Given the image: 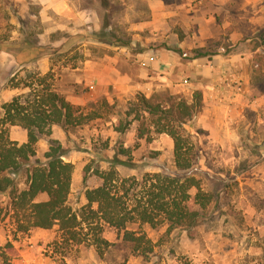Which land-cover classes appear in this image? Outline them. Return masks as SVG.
<instances>
[{"label": "rangeland", "instance_id": "rangeland-1", "mask_svg": "<svg viewBox=\"0 0 264 264\" xmlns=\"http://www.w3.org/2000/svg\"><path fill=\"white\" fill-rule=\"evenodd\" d=\"M37 12L25 0H0V106L25 91L12 87L10 80L15 76L24 82L28 69L41 75L51 73L55 90L78 109V115L86 116L82 125L52 126L50 135L35 145L41 159L50 140H58L66 149L65 160L73 164L68 205L79 211L87 204L83 185L87 165L135 179L133 186L126 184L134 193L130 205L136 197L146 200L157 191L153 185L158 176L174 177L178 185L194 177L213 201L200 209L195 201L198 189L187 191L200 213L191 231L167 221L156 227L138 221L128 225L149 239L151 251L144 255L122 243V232L98 220L92 225L102 230L101 236L118 244L102 246L103 252L92 244L91 235L98 229L89 230L90 240L81 235L77 243L64 241L58 225L30 227L29 209L16 207L15 194L1 195L0 246L13 244L12 263L264 264V0H189V11L175 18L173 31L165 33L170 46L165 40L152 42L159 47L165 44L177 57L157 69L137 59L121 58L116 64L92 65V70L88 60L102 62L124 47L78 43L67 32L43 37V25L30 18ZM121 13L111 16L110 24L123 30L120 36L131 43L145 42L142 36L147 33L129 32L128 25L120 22ZM31 33L33 40L48 46L45 62L25 54V37ZM176 41L184 46L179 48ZM140 42L126 45L125 51L133 55L156 50L155 44L147 48ZM215 56L225 59L220 71ZM232 58L233 63L227 62ZM111 67L133 79H119ZM213 68L219 71L215 81L208 72ZM142 95L164 109H169L170 97L200 103L197 114L181 129L195 157L192 169L177 170L174 141L167 133L157 132L156 117L142 110L136 114ZM119 118L127 126L122 134L115 131ZM7 135L11 141L28 140L21 126H10ZM15 179L17 191L26 188L25 175Z\"/></svg>", "mask_w": 264, "mask_h": 264}, {"label": "trees", "instance_id": "trees-1", "mask_svg": "<svg viewBox=\"0 0 264 264\" xmlns=\"http://www.w3.org/2000/svg\"><path fill=\"white\" fill-rule=\"evenodd\" d=\"M97 3L101 29L93 36L104 43L119 46L130 44L131 39L120 36L123 30L109 21L111 16L123 10V5L112 0H97ZM47 48L38 39L33 40L32 33L26 35L25 54L29 53L33 61L47 55ZM52 79L51 73L41 75L38 71L26 69L24 82H19L15 76L10 80L12 87L25 91L0 106V196L15 194L16 207L23 210L27 207L30 211V227L50 229L58 225L64 241L80 243L81 235L89 239V230L98 229L99 232L96 231L91 237H94L92 244L100 248V252H103L102 246L110 248L118 244L101 236L102 230L92 225L95 220L118 229L122 232V243L133 252L144 255L151 251L149 239L144 234L129 230L128 225L138 221L156 227L167 221L173 227L191 231L200 213L190 203L187 191L191 187L198 189L195 201L200 209L213 201L212 195L203 193L194 177H187L178 185L180 181L174 177L160 179L158 176L157 183L153 185L157 191L152 192L146 200L136 197L135 204L130 205L134 193L126 184L131 182L133 186L135 179L120 178L113 170L103 171L99 166L93 169L87 165L83 174L87 204L79 211L68 205L73 164L65 160L68 156L66 149L58 140H50L49 148L41 159L35 145L50 135L52 126L68 128L82 125L86 122V116L78 115V109L55 90ZM170 100L169 109H164L161 105H153L150 99L142 95L135 110L136 114L142 110L157 118V132L167 133L173 139L176 168L185 172L193 168L195 157L181 129L197 114L200 103H188L184 98L178 102L173 97ZM10 126L25 129L27 142L9 140L7 130ZM126 129L127 126L119 118L115 131L122 134ZM21 174L25 175L27 186L17 191L15 178ZM14 252L16 249L10 242L0 246L1 264H13L11 255Z\"/></svg>", "mask_w": 264, "mask_h": 264}, {"label": "crops", "instance_id": "crops-1", "mask_svg": "<svg viewBox=\"0 0 264 264\" xmlns=\"http://www.w3.org/2000/svg\"><path fill=\"white\" fill-rule=\"evenodd\" d=\"M112 1H118L123 5L122 13L119 15L122 17L120 22L125 27L128 25L126 29L129 32H134L136 35L147 33L142 36V38L145 39V42H140L136 39L131 45L136 46V43L140 42L148 48L150 44H155L154 47H156V50L152 48L146 52H137L132 55L128 53V51H125L126 46H123L124 48L121 49L124 51L118 50L113 57L107 55L102 62H100V60H88L87 65H91L92 70H94V66L92 65L104 63H108L109 65L116 64L121 58L137 59L138 61L145 62L146 65H153L155 69H157V66L160 64L177 59L175 53L170 49L168 50V47L165 46V44L159 47L160 45H158V43L152 42H161L162 40H165L167 41V45L170 46L168 39L165 38V33H171V31H173V25L176 21L175 18L179 17L184 10L187 12L189 11V0H178L177 2H175V0ZM25 4L37 8L38 12L35 14L31 13L30 18L39 21L43 25V34H41V36L43 35V37H45L46 34L56 32H67L70 33L71 36H69V39L72 41L83 42L84 40L86 45H107L93 36V33H96L101 29V17L99 9L97 8V0H25ZM167 37L169 38V36ZM40 44L45 45L42 42H40ZM174 44L179 48L184 46L183 43L178 41ZM46 57L47 55L42 56L39 59L42 62H45L48 60L45 59ZM213 59L214 64L218 66L217 69L220 71V64L225 61V59L220 56H215ZM26 61H28L27 57ZM228 61L233 63L235 59H227V62ZM105 68H107V66H105ZM112 69L114 72L112 74L116 77L118 75L121 80L133 79L129 74L121 72L113 67L110 68V72H112ZM219 71L215 72L214 68L213 70L208 71L214 76V81L215 78H218L217 74H219ZM105 72L106 70L103 71V73ZM103 73L101 72V75L99 76H103ZM106 76H109V74Z\"/></svg>", "mask_w": 264, "mask_h": 264}]
</instances>
